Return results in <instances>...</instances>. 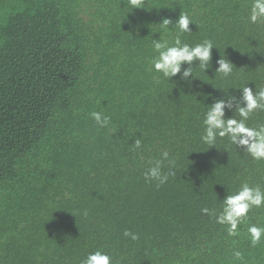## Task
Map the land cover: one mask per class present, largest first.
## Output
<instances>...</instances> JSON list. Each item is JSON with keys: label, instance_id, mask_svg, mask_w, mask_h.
Listing matches in <instances>:
<instances>
[{"label": "trees", "instance_id": "trees-1", "mask_svg": "<svg viewBox=\"0 0 264 264\" xmlns=\"http://www.w3.org/2000/svg\"><path fill=\"white\" fill-rule=\"evenodd\" d=\"M253 3L0 0V264H81L98 250L110 264H264V235L253 245L248 232L264 228V205L236 235L217 222L227 195L264 191V159L227 136L202 139L212 103L226 101V118L239 120L242 90L264 89V17L251 21ZM177 36L213 44L206 70L198 60L183 65L188 77L154 69V41L174 46ZM245 123L264 125V109ZM157 160L163 184L145 179Z\"/></svg>", "mask_w": 264, "mask_h": 264}, {"label": "clouds", "instance_id": "clouds-1", "mask_svg": "<svg viewBox=\"0 0 264 264\" xmlns=\"http://www.w3.org/2000/svg\"><path fill=\"white\" fill-rule=\"evenodd\" d=\"M141 0H130V4L137 8ZM264 17V0H254L251 9V21L256 22ZM171 22L165 19L163 25L166 27ZM191 21L186 14L179 16L177 27L180 32L190 31ZM154 48L159 53V57L154 59L153 66L157 72H162L165 77L172 78L182 71L183 65L187 63L191 65L194 61H199L200 67L207 69L208 62L212 57L213 44L205 41L192 47L188 44H182L179 36L175 40L174 46H167L166 43L154 41ZM219 67L217 72L223 73L225 76L231 73L232 64L221 58L218 61ZM184 77L193 75L191 67L183 68ZM243 105L237 106L236 110L242 119L234 117L226 118V109L230 107L224 100H217L205 114L203 121L205 125V134L202 139L214 145L217 136L229 137L233 144L244 147L255 159H264V125L258 128L248 127L245 123L249 115L257 108L264 109V89H260L254 93L251 87H245L242 90ZM94 120L101 127L107 126L109 117L103 116L100 112L91 113ZM135 146L139 148L141 142L136 140ZM164 159L168 158V152L162 153ZM163 160H157L155 165L150 167L145 173V179L148 181L155 180L159 184H163L168 180V174H162L161 165ZM264 205V191L260 188H252L244 185L237 193L227 195L223 199L222 211L217 217V222L229 226L230 235L237 234V227L240 219L244 217L252 206L260 207ZM208 212V209H204ZM248 232L253 245L258 244L264 235V228L255 225L250 226ZM125 236L131 235L132 239H137V235L126 231ZM239 257L240 253L237 252ZM111 257L102 251L89 253L88 256L81 261V264H110Z\"/></svg>", "mask_w": 264, "mask_h": 264}]
</instances>
